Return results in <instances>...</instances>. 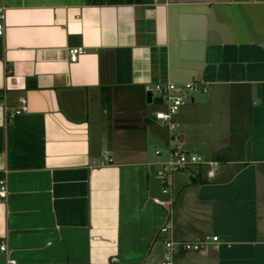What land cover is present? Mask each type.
I'll return each instance as SVG.
<instances>
[{
    "label": "crops",
    "instance_id": "0c3cea01",
    "mask_svg": "<svg viewBox=\"0 0 264 264\" xmlns=\"http://www.w3.org/2000/svg\"><path fill=\"white\" fill-rule=\"evenodd\" d=\"M1 1L0 264H158L171 147L218 162L173 176L174 237L219 236L175 264H264V0ZM191 80L170 131L153 89Z\"/></svg>",
    "mask_w": 264,
    "mask_h": 264
},
{
    "label": "built area",
    "instance_id": "2783aa9c",
    "mask_svg": "<svg viewBox=\"0 0 264 264\" xmlns=\"http://www.w3.org/2000/svg\"><path fill=\"white\" fill-rule=\"evenodd\" d=\"M6 4L1 1L0 2V36H3L6 31ZM70 57L72 61H77L79 55L83 53L82 47H72L69 49ZM155 91L158 92V95L165 105L166 109L163 111H158L155 114V118L158 121H163L167 124L168 129L170 131H175L179 126L178 123L174 120V116L188 102V94L191 92H195L198 90L206 91V86L197 80H191L183 84L180 87L177 83L174 82H165V83H157L154 87ZM1 100V98H0ZM2 106L8 110V106L6 105L5 100L2 101ZM27 100L21 99V106L14 110L12 113L8 112L9 118L12 119L15 115L21 114L23 111H26ZM173 139H177V135H172ZM159 154L160 151H157ZM104 160L106 162H111L112 158L105 155ZM204 163L208 167L207 175L212 178L215 176L218 162L209 160L205 161L201 157L181 151L177 148L171 147L169 156L167 159L160 162V167L157 170L158 177L162 180V193L166 195V198H155L156 203L165 206L168 208L169 219L166 224H164L160 232L166 235L165 239V253L162 260L158 264H175L176 256L181 251H196L202 252L204 251L210 244L218 243L219 236L218 235H206L202 239L198 241H187V240H179L174 237L173 232V221L172 214L174 210L175 204V194L173 191L172 183L173 176L175 172L179 170L186 169L187 167L197 164ZM9 195V187H8V178L7 172L5 171L3 174H0V196L6 198ZM9 251L8 242L5 238L0 237V252L7 253ZM9 264H14L15 260L9 259Z\"/></svg>",
    "mask_w": 264,
    "mask_h": 264
},
{
    "label": "water",
    "instance_id": "95a60500",
    "mask_svg": "<svg viewBox=\"0 0 264 264\" xmlns=\"http://www.w3.org/2000/svg\"><path fill=\"white\" fill-rule=\"evenodd\" d=\"M147 95H148V102H151L152 101V92L149 91ZM146 121H148V119H146Z\"/></svg>",
    "mask_w": 264,
    "mask_h": 264
},
{
    "label": "rangeland",
    "instance_id": "374dc122",
    "mask_svg": "<svg viewBox=\"0 0 264 264\" xmlns=\"http://www.w3.org/2000/svg\"><path fill=\"white\" fill-rule=\"evenodd\" d=\"M156 93H158V92L156 91ZM193 93H194L195 95H196V94L198 95V94H201L202 91L198 90V91H195V92H193ZM155 148H156V147H153V150H155Z\"/></svg>",
    "mask_w": 264,
    "mask_h": 264
}]
</instances>
